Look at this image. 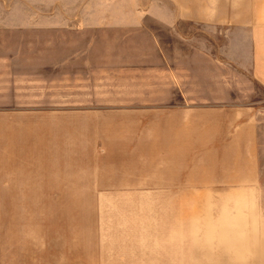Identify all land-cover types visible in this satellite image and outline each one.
Wrapping results in <instances>:
<instances>
[{"label":"rangeland","instance_id":"374dc122","mask_svg":"<svg viewBox=\"0 0 264 264\" xmlns=\"http://www.w3.org/2000/svg\"><path fill=\"white\" fill-rule=\"evenodd\" d=\"M15 1L0 0V264H264V90L238 77L214 108L120 93L117 56H154L155 38L159 56H219L225 30L146 16L102 36L53 26L84 18L74 0Z\"/></svg>","mask_w":264,"mask_h":264},{"label":"crops","instance_id":"0c3cea01","mask_svg":"<svg viewBox=\"0 0 264 264\" xmlns=\"http://www.w3.org/2000/svg\"><path fill=\"white\" fill-rule=\"evenodd\" d=\"M74 2L80 7L79 12L84 13V18L75 22L54 21V27L93 31L102 36L110 33L124 36L139 31L147 16L168 28L179 22H188L194 25L207 23L214 29L225 30L227 40L225 46L218 48L219 56H205L203 50L197 51L196 56H159L156 38L150 47L154 56H117L120 59L117 63L120 93H156L157 86H164L166 101L174 99L175 94L183 97V106L189 107L188 103L193 100L196 104L190 107L214 108L228 95L238 92V77L264 90V0L256 4L254 0H245L244 3H238V0H211L208 3L206 0ZM15 5H23V0H16ZM10 23L0 21V28H8ZM182 42L189 47L188 39H182ZM204 77L210 80L205 82ZM143 85L153 88L141 89Z\"/></svg>","mask_w":264,"mask_h":264}]
</instances>
